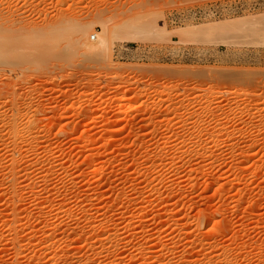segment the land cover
Here are the masks:
<instances>
[{
  "label": "rangeland",
  "instance_id": "rangeland-1",
  "mask_svg": "<svg viewBox=\"0 0 264 264\" xmlns=\"http://www.w3.org/2000/svg\"><path fill=\"white\" fill-rule=\"evenodd\" d=\"M261 16L0 0V264H264V22L229 29Z\"/></svg>",
  "mask_w": 264,
  "mask_h": 264
},
{
  "label": "bare ground",
  "instance_id": "bare-ground-1",
  "mask_svg": "<svg viewBox=\"0 0 264 264\" xmlns=\"http://www.w3.org/2000/svg\"><path fill=\"white\" fill-rule=\"evenodd\" d=\"M261 20H263V22H264V16H261V17H255V18H250V19H235V21L233 22L234 24H233V26H232V23L231 22H222V23H219V24H214V23H209V24H206V28L203 26V28H205V29H207V30H209V32H211V31H213V30H217V31H219V30H223L224 28H226L227 26H229V24L231 23V27L229 28V29H231L232 27L233 28H238V24L239 23H242L243 24V26L246 24V22L247 23H249V24H251V25H253L254 23H257V22H260ZM246 21V22H245ZM245 22V23H244ZM253 23V24H252ZM242 24H241V26H242ZM66 25H68V23H66ZM65 25V26H66ZM92 25H93V23H92V21L91 22H89V23H86V24H84V25H81V26H79V28L78 27H76V28H78V29H75V31H76V33H77V35H78V37H80L81 38V36L83 35V34H85L86 32H89V30H90V28H92ZM234 25H237V27H235ZM246 25H248V24H246ZM250 25V26H251ZM74 26V25H73ZM68 27V26H67ZM72 27V26H71ZM202 27V26H201ZM252 27H254V26H252ZM69 28V27H68ZM240 28V27H239ZM67 29V28H66ZM165 29V28H164ZM194 29V28H193ZM202 29V28H201ZM227 29V28H226ZM244 29V28H243ZM72 30V29H71ZM70 30V31H71ZM112 31V29H109L108 28V26L106 27V26H104V28H103V31H101V32H99V34H98V38H99V40H98V42L97 43H91V42H86V43H83V47L85 48V50L86 51H88V52H91L92 54H97V55H102L103 56V54H106V52H109V51H111L112 50V46H113V42H112V33H113V31H112V33H111V31ZM197 30V29H196ZM195 30V31H196ZM228 30V29H227ZM241 30V29H240ZM60 31V30H59ZM67 31H69V30H67ZM198 31V30H197ZM226 31V30H225ZM163 32H164V30H163ZM185 32H186V30H185ZM185 32H183L184 34H185ZM188 32H192V31H189L188 30ZM215 32V31H214ZM213 32V33H214ZM224 31H222V33H223ZM164 33H166V32H164ZM226 33V32H225ZM63 35V34H62ZM66 35V34H65ZM74 35H75V33H74ZM96 35V34H95ZM135 34L134 33H129L128 34V38H133V37H135L134 36ZM46 37V36H45ZM51 37V36H50ZM53 37V36H52ZM51 37V38H52ZM61 37V36H60ZM114 37V36H113ZM5 39V38H4ZM43 41V40H42ZM74 41V40H73ZM71 42V41H70ZM48 43V42H47ZM44 46H46V45H44ZM106 57V56H105ZM136 105H128V106H126L125 107V112H127V111H134V110H136L137 108V106L135 107ZM134 108H136V109H134ZM132 109H134V110H132ZM125 112L123 111V113L125 114ZM127 114H129L128 112L126 113V115ZM125 115V116H126ZM129 116V115H128ZM31 122V121H30ZM218 148V147H217Z\"/></svg>",
  "mask_w": 264,
  "mask_h": 264
},
{
  "label": "built area",
  "instance_id": "built-area-1",
  "mask_svg": "<svg viewBox=\"0 0 264 264\" xmlns=\"http://www.w3.org/2000/svg\"><path fill=\"white\" fill-rule=\"evenodd\" d=\"M91 38H92L93 40H95V39L97 38V35L92 34Z\"/></svg>",
  "mask_w": 264,
  "mask_h": 264
}]
</instances>
